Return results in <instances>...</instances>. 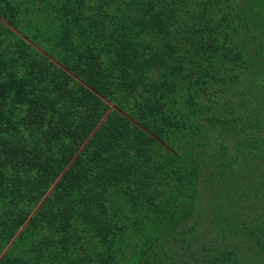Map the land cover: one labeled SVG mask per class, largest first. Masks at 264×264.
<instances>
[{
    "label": "trees",
    "instance_id": "trees-1",
    "mask_svg": "<svg viewBox=\"0 0 264 264\" xmlns=\"http://www.w3.org/2000/svg\"><path fill=\"white\" fill-rule=\"evenodd\" d=\"M0 264H264V0H0Z\"/></svg>",
    "mask_w": 264,
    "mask_h": 264
}]
</instances>
